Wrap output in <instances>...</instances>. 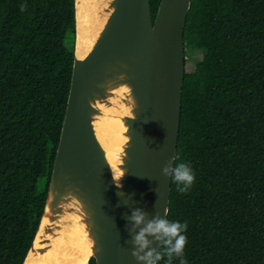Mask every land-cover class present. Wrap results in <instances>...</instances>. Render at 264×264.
<instances>
[{
    "label": "trees",
    "instance_id": "obj_1",
    "mask_svg": "<svg viewBox=\"0 0 264 264\" xmlns=\"http://www.w3.org/2000/svg\"><path fill=\"white\" fill-rule=\"evenodd\" d=\"M75 41V0H0V264H23L39 228ZM184 44L175 165L195 181H172L167 220L187 222V264H264V0H192Z\"/></svg>",
    "mask_w": 264,
    "mask_h": 264
},
{
    "label": "water",
    "instance_id": "obj_2",
    "mask_svg": "<svg viewBox=\"0 0 264 264\" xmlns=\"http://www.w3.org/2000/svg\"><path fill=\"white\" fill-rule=\"evenodd\" d=\"M97 0H80V25L95 11ZM192 0H161L153 18L151 0H112V12L91 50L77 55L78 1L75 60L70 93L57 148L48 195L39 228L23 262L34 248L47 209L57 221L63 204L73 198L82 203L94 239L96 264H138L132 256L133 210L146 221L167 219L172 187L165 167L176 162L185 84L186 20ZM130 87L134 116L126 117L129 141L116 182L106 151L96 135L94 117L98 101L110 90ZM55 235V230L48 231ZM150 241L154 238L147 237ZM161 250L158 243L153 245Z\"/></svg>",
    "mask_w": 264,
    "mask_h": 264
},
{
    "label": "bare ground",
    "instance_id": "obj_3",
    "mask_svg": "<svg viewBox=\"0 0 264 264\" xmlns=\"http://www.w3.org/2000/svg\"><path fill=\"white\" fill-rule=\"evenodd\" d=\"M77 1V55L84 58L112 12V0L94 2L95 11L86 21L85 28L80 25V0ZM96 107L99 110V114L94 117L96 135L106 151L116 182L121 184L125 148L129 141L125 119L134 116L135 107L130 87L121 85L110 90L108 99L98 101ZM62 207L63 214L55 222L48 218L51 212L50 208L47 209L34 248L25 264H87L94 254V239L86 223L87 215L82 203L73 198ZM50 229L55 230V235H50Z\"/></svg>",
    "mask_w": 264,
    "mask_h": 264
},
{
    "label": "clouds",
    "instance_id": "obj_4",
    "mask_svg": "<svg viewBox=\"0 0 264 264\" xmlns=\"http://www.w3.org/2000/svg\"><path fill=\"white\" fill-rule=\"evenodd\" d=\"M171 173V179L177 184L178 191L187 192L195 181V173L193 169L185 164H176L173 168L165 167L163 174L168 176ZM125 175V171L121 170V179ZM118 188L121 187L117 186ZM133 225V230L139 229L133 236L134 250L132 256L138 264H159V262L167 257V264H172L173 258H179L180 264H187L183 259L184 251L187 243V237L184 234L187 230V222L169 221L161 219L159 216L152 220L146 221V214L140 209L133 210L129 217ZM153 237L150 241L147 237ZM158 243L160 249L153 247Z\"/></svg>",
    "mask_w": 264,
    "mask_h": 264
},
{
    "label": "rangeland",
    "instance_id": "obj_5",
    "mask_svg": "<svg viewBox=\"0 0 264 264\" xmlns=\"http://www.w3.org/2000/svg\"><path fill=\"white\" fill-rule=\"evenodd\" d=\"M195 55H188V62L186 64V73H190L194 69V65L192 64L193 58Z\"/></svg>",
    "mask_w": 264,
    "mask_h": 264
}]
</instances>
